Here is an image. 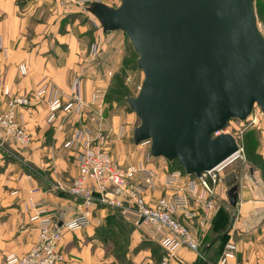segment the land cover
Returning a JSON list of instances; mask_svg holds the SVG:
<instances>
[{
  "label": "crops",
  "instance_id": "obj_1",
  "mask_svg": "<svg viewBox=\"0 0 264 264\" xmlns=\"http://www.w3.org/2000/svg\"><path fill=\"white\" fill-rule=\"evenodd\" d=\"M79 11L82 12L78 8L63 10L53 0H0V36L7 49V54L0 51V110L6 109L13 95H32L43 90L49 100L57 90L70 93L78 77L87 101L96 87L108 90L114 71L108 67L95 68L99 56L86 63L89 28L79 18H68V13ZM21 65L27 67L25 75L20 71ZM124 112L116 105L107 104L105 108L108 126L113 130L115 157L123 165L142 163L150 170L159 171L155 190L147 191L148 199H157L165 193L166 174L179 169L163 158L149 157L145 144L134 143L138 118L135 113ZM48 116L46 102L19 108L18 120L31 134L32 143L19 148L9 142L0 149V264H6L9 256L28 252L37 243L41 219L67 221L82 210L81 202L52 189L58 184L70 186L78 176L77 153L71 140L81 124L74 121L75 125L72 122L60 126L61 116L55 124H50ZM262 138L259 153L264 160V132ZM236 172L239 177L236 206L229 203L225 183L216 189L217 205L208 217L202 207L193 204L199 216L195 225L201 254L181 247L167 264H218L229 243L236 247L233 260L237 263H264V174L257 169L251 175L246 170ZM112 212L96 209L91 224L66 233L60 244L65 248L69 245L68 253H63V264H104L99 250L92 254L87 244L73 245L71 241L74 236L104 228ZM118 216L133 230V240L124 254L112 256L108 263L161 264L166 251L156 244L153 250L142 249L136 253L137 237L148 243L152 241L129 218L120 212Z\"/></svg>",
  "mask_w": 264,
  "mask_h": 264
},
{
  "label": "water",
  "instance_id": "obj_2",
  "mask_svg": "<svg viewBox=\"0 0 264 264\" xmlns=\"http://www.w3.org/2000/svg\"><path fill=\"white\" fill-rule=\"evenodd\" d=\"M256 0H120L91 3L106 34L123 32L144 79L127 103L139 119L133 141L200 176L239 151L224 130L264 114V38ZM236 206L239 177H224Z\"/></svg>",
  "mask_w": 264,
  "mask_h": 264
},
{
  "label": "built area",
  "instance_id": "obj_3",
  "mask_svg": "<svg viewBox=\"0 0 264 264\" xmlns=\"http://www.w3.org/2000/svg\"><path fill=\"white\" fill-rule=\"evenodd\" d=\"M54 1L63 10H87L91 3L103 2ZM258 28L264 38V24L258 21ZM0 51L7 54L1 36ZM100 52L101 45L94 43L89 52L90 62L95 61ZM20 71L25 75L26 65H21ZM107 91L98 86L94 89L91 100L87 101L83 98L81 79L78 77L74 80L70 93L57 90L49 100H46L43 90L32 95H13L9 98L6 109L0 110V149L9 142L19 148L29 147L32 143L31 134L18 120L19 108L46 102L49 106L48 123L55 124L61 116L60 126L72 122L74 124V121L81 124L76 127L71 140L77 153L78 176L70 186L58 184L53 185L52 189L81 202L82 210L67 221L41 219L37 243L22 255L7 257L6 264H62L60 244L63 236L91 224L94 210L99 208L120 212L141 229L148 239L159 244L166 251L161 264H167L169 258L175 255V250L181 247L201 254L199 231L195 225V219L199 216L193 209V204L205 210V217L209 216L217 205L216 189L224 183V177L228 174L226 171L243 159V146L237 140L239 151L235 155L200 176L186 174L181 169L169 171L163 180L165 193L157 199H148V192L155 190L159 171L150 170L142 163L123 165L116 159L113 130L108 126L105 116ZM66 96L69 98L65 100ZM142 144L146 145V142ZM148 144V155L152 157L150 142ZM235 250L234 244H227L226 252L218 264H240L233 260Z\"/></svg>",
  "mask_w": 264,
  "mask_h": 264
},
{
  "label": "rangeland",
  "instance_id": "obj_4",
  "mask_svg": "<svg viewBox=\"0 0 264 264\" xmlns=\"http://www.w3.org/2000/svg\"><path fill=\"white\" fill-rule=\"evenodd\" d=\"M104 1L107 5L111 4L110 6H118L120 4V0H118V2L117 0ZM255 3L258 21L264 24V0H256ZM81 10L82 12L79 11L78 13H68V18L69 20L79 18L80 23L82 22L88 26V56L90 54V48L94 43H102L101 52L98 55L99 58L97 57L98 63L95 68L103 70V68L105 69L108 67L114 71L108 86V92L111 96L110 99L112 102L110 105L112 107L116 105L118 108L122 107L125 112L134 113L130 109L128 103H126L125 97L137 96L144 79L143 72L139 70L136 65L138 55L135 53L130 40L123 32L116 31L111 34H106L94 15L84 8ZM86 63H90L89 57L87 58ZM261 112L262 111L257 107L253 111L251 117L246 121L235 119L229 122L225 128L224 132L235 136L243 146V159L234 163L226 171L227 173L246 170V172L251 175V171L254 172L257 169L260 174H264V160L259 153V150H261L262 147L261 141L263 140L262 136L264 132V114ZM136 124L139 125V119L136 121ZM148 143L149 142H146V146H149ZM114 220L118 221L120 219L114 217ZM118 223L119 228L115 229V233L111 234L106 232L107 226H105L102 229L95 230L92 234L83 233L80 237L74 236L71 244L79 245L80 242L87 244L91 249L92 254L94 251L99 250L104 256V264H107L109 258L112 256H115L116 254H124L133 240V230L128 228L122 220ZM65 235L63 238H65ZM136 242L138 244L135 249L136 253L142 249L153 250V248H155L152 244L140 237L136 238ZM68 246L66 248L64 246L61 247L62 253H68ZM98 256L101 257L100 255Z\"/></svg>",
  "mask_w": 264,
  "mask_h": 264
},
{
  "label": "trees",
  "instance_id": "obj_5",
  "mask_svg": "<svg viewBox=\"0 0 264 264\" xmlns=\"http://www.w3.org/2000/svg\"><path fill=\"white\" fill-rule=\"evenodd\" d=\"M121 93V92H120ZM122 94V93H121ZM110 94H109V92L107 91V95H106V102H107V104H111L112 102H111V99H110ZM129 97H125V100H126V103H127V99H128ZM117 101V100H116ZM117 102H119V101H117ZM111 106V105H110ZM131 109V108H130ZM173 164H175V168H177V169H181V170H183L181 167H180V165H179V163L177 162V161H175V162H172ZM184 171V170H183ZM111 211H113L112 213H114V214H112V216H111V218H108L107 220H106V225L105 226H107V228H106V232H109V233H115V229H118L119 228V221L120 220H122L121 218H119V216L117 217V215L119 214V212L118 211H115V210H111ZM117 214V215H116ZM110 217V216H109ZM114 217H117L118 219H120V220H118V221H115L114 220ZM124 220V219H123ZM122 220V222L124 223V224H126L124 221ZM127 225V224H126ZM104 226V227H105ZM150 244H152V245H156L157 243H155V242H151ZM157 245H159V244H157Z\"/></svg>",
  "mask_w": 264,
  "mask_h": 264
}]
</instances>
